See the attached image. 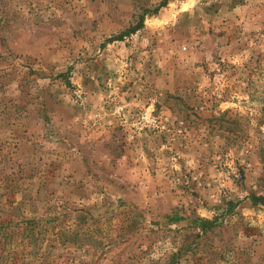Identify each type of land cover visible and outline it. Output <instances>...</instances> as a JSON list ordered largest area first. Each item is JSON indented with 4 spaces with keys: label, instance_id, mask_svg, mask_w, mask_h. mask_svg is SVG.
I'll use <instances>...</instances> for the list:
<instances>
[{
    "label": "rangeland",
    "instance_id": "1",
    "mask_svg": "<svg viewBox=\"0 0 264 264\" xmlns=\"http://www.w3.org/2000/svg\"><path fill=\"white\" fill-rule=\"evenodd\" d=\"M264 0H0V264H264Z\"/></svg>",
    "mask_w": 264,
    "mask_h": 264
},
{
    "label": "trees",
    "instance_id": "2",
    "mask_svg": "<svg viewBox=\"0 0 264 264\" xmlns=\"http://www.w3.org/2000/svg\"><path fill=\"white\" fill-rule=\"evenodd\" d=\"M259 199H260V201H261L262 203H264V198H263V197H259Z\"/></svg>",
    "mask_w": 264,
    "mask_h": 264
}]
</instances>
